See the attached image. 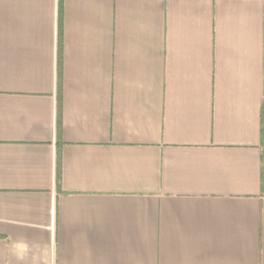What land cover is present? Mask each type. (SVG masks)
Wrapping results in <instances>:
<instances>
[{
  "label": "crops",
  "instance_id": "1",
  "mask_svg": "<svg viewBox=\"0 0 264 264\" xmlns=\"http://www.w3.org/2000/svg\"><path fill=\"white\" fill-rule=\"evenodd\" d=\"M0 264H264V0H0Z\"/></svg>",
  "mask_w": 264,
  "mask_h": 264
},
{
  "label": "trees",
  "instance_id": "2",
  "mask_svg": "<svg viewBox=\"0 0 264 264\" xmlns=\"http://www.w3.org/2000/svg\"><path fill=\"white\" fill-rule=\"evenodd\" d=\"M60 7H61V6H60ZM60 12H61V9H60ZM59 35H61V32L59 33ZM59 41H60V39H59ZM57 174H58V176H57V177L59 178V173H57Z\"/></svg>",
  "mask_w": 264,
  "mask_h": 264
}]
</instances>
